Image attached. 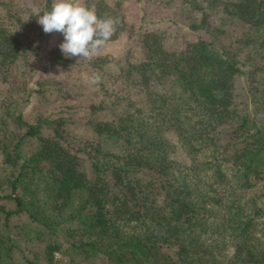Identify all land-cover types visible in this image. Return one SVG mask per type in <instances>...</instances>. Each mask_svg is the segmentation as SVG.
Returning a JSON list of instances; mask_svg holds the SVG:
<instances>
[{"label":"trees","instance_id":"16d2710c","mask_svg":"<svg viewBox=\"0 0 264 264\" xmlns=\"http://www.w3.org/2000/svg\"><path fill=\"white\" fill-rule=\"evenodd\" d=\"M42 2L37 16L51 10ZM93 2L117 21L116 38L118 0ZM11 5L0 0V264H55V252L63 264H264V97L242 110L234 85L246 53L249 73L264 65V35L252 34L264 29V0L221 1L224 24L240 25L233 44L221 27L175 46L164 30H141L139 57L119 58L122 86L95 74L107 94L83 109L91 138L66 135L77 106L26 116L53 79L19 77L44 47ZM203 24L204 9L189 28ZM105 57L85 62L94 71Z\"/></svg>","mask_w":264,"mask_h":264},{"label":"rangeland","instance_id":"374dc122","mask_svg":"<svg viewBox=\"0 0 264 264\" xmlns=\"http://www.w3.org/2000/svg\"><path fill=\"white\" fill-rule=\"evenodd\" d=\"M94 0H79L84 6L93 8ZM221 1L214 0H118V13L122 16L124 27L118 36L106 42V44L98 51L96 55H106V59L100 68L91 69V65L86 58L72 57L76 62L69 66H56L51 53L60 52L59 44L63 41V35L56 33H41L37 19V11L42 5V0H11V8L16 9V14L21 18L20 24L27 28V36L35 41L42 43L44 47L42 57L37 59L34 67L25 68L23 76L28 79L29 75L32 79L39 75L41 79L52 78L53 84L43 93H35L31 101H27L24 106L26 116L30 117L34 113H43L60 104L77 106V115L81 116L85 112V106L89 100H103L105 90L100 83H91V77L95 74H101L108 78L116 77L117 81L112 84V89L116 90L122 86L120 80L121 65L123 56L129 51L133 58L139 57L138 34L141 30L153 26L157 29L164 30L168 37V42L175 46L180 44L182 39H194L198 33L201 36H209L217 27L225 29L221 34L222 42H232L236 33L234 26H240L239 23L223 20L224 12L221 8ZM52 4L54 0H51ZM207 5V6H206ZM197 6V7H196ZM202 9L207 12V25L203 24L195 29L189 28V23H198ZM254 36L264 35V29L253 31ZM244 49H247L245 45ZM129 49V50H128ZM250 54L246 53L243 57L245 63L242 65V73H239L234 79L235 98L238 107L245 110L247 107L253 111L252 99H260L264 97V65L258 64L252 73V68L248 63ZM264 60V58H263ZM121 63V64H120ZM22 74V73H19ZM11 82L18 83L19 79H9ZM123 81V80H122ZM124 83V81H123ZM125 84V83H124ZM5 83L0 80V93L5 91ZM23 88V85L20 89ZM252 90H255L252 91ZM1 99V98H0ZM106 103V100H103ZM258 113V108H255ZM263 117V116H262ZM78 116L74 118L68 125V133L66 135L73 138L93 137V133L83 125L82 118ZM171 153L175 159L189 163V158L185 153L174 146ZM255 235L262 236L259 231ZM55 264H63L62 255L58 252L54 253Z\"/></svg>","mask_w":264,"mask_h":264},{"label":"clouds","instance_id":"9594fccd","mask_svg":"<svg viewBox=\"0 0 264 264\" xmlns=\"http://www.w3.org/2000/svg\"><path fill=\"white\" fill-rule=\"evenodd\" d=\"M46 34L58 32L64 37L59 48L65 57L91 59L116 31L117 21L98 17L95 9L79 0H54L51 10L37 19ZM100 76L91 77V83L100 82Z\"/></svg>","mask_w":264,"mask_h":264}]
</instances>
